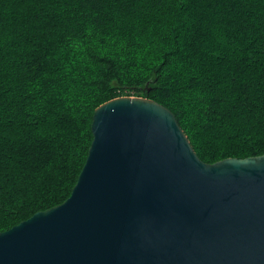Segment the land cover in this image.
Segmentation results:
<instances>
[{"label": "trees", "instance_id": "obj_1", "mask_svg": "<svg viewBox=\"0 0 264 264\" xmlns=\"http://www.w3.org/2000/svg\"><path fill=\"white\" fill-rule=\"evenodd\" d=\"M169 108L205 163L264 154V0H0V232L72 194L95 109Z\"/></svg>", "mask_w": 264, "mask_h": 264}, {"label": "water", "instance_id": "obj_2", "mask_svg": "<svg viewBox=\"0 0 264 264\" xmlns=\"http://www.w3.org/2000/svg\"><path fill=\"white\" fill-rule=\"evenodd\" d=\"M71 196L0 232V264H264V154L205 163L161 103L95 109Z\"/></svg>", "mask_w": 264, "mask_h": 264}]
</instances>
